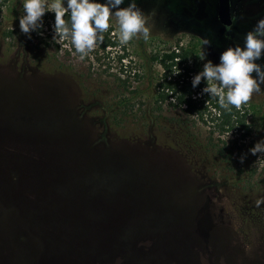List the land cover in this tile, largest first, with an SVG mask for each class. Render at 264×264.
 Here are the masks:
<instances>
[{"label": "rangeland", "instance_id": "rangeland-1", "mask_svg": "<svg viewBox=\"0 0 264 264\" xmlns=\"http://www.w3.org/2000/svg\"><path fill=\"white\" fill-rule=\"evenodd\" d=\"M2 1L3 29H18L22 0ZM135 2L149 39L124 43L126 83L72 48L0 31V202L33 232V246L41 242L40 264H264V203L255 205L264 173L227 162L208 128L182 111L157 109L162 70L149 60L180 46L201 72L218 64L224 50L243 47L264 0H232L229 29L218 0ZM109 26L118 36L111 16ZM255 62L264 69V50ZM260 88L252 114L264 103Z\"/></svg>", "mask_w": 264, "mask_h": 264}, {"label": "trees", "instance_id": "trees-1", "mask_svg": "<svg viewBox=\"0 0 264 264\" xmlns=\"http://www.w3.org/2000/svg\"><path fill=\"white\" fill-rule=\"evenodd\" d=\"M4 2L0 0V31L4 38L19 37L21 41L29 43L38 41L47 46H53L56 50L61 48H74L71 45L70 36L61 39L55 32V13L45 10L43 16L37 21L38 27L24 33L19 29H7L2 27L1 17ZM66 25L70 28L69 14L65 13ZM99 36L100 33H97ZM103 39L84 57V59L97 64L104 73L113 75V70L124 77L120 81L126 83L130 77L131 69L128 63L130 54L127 47L119 42L114 28L109 26L103 32ZM76 53V52H75ZM78 56L79 54L76 53ZM151 62L161 66L162 73L155 84L154 100L157 109L162 110L166 105L169 108L180 110L194 121L205 125L209 131V139L219 149V153L227 162L243 172L254 176L258 170L264 173V152L253 154L249 151L254 146L252 137L254 132L262 130V118H264V103L257 104V113L252 114L250 105L243 103L239 108L230 106L222 108L216 97L203 91L208 82L202 77L200 82L193 87L192 79L201 72L200 64L194 59L191 51L177 46L175 49L149 57ZM264 139V136L261 135ZM216 140L218 142H216ZM251 141V142H249ZM249 142V144H248ZM248 144V145H247ZM235 155H238L236 158ZM258 160L257 165L254 162ZM259 165V166H258ZM18 212V211H17ZM8 210L0 202V264H40L38 254L42 253V244L36 246L31 241L36 237L33 232L16 221L15 217L7 214ZM19 213V212H18ZM12 228L17 230L15 237L11 236Z\"/></svg>", "mask_w": 264, "mask_h": 264}, {"label": "clouds", "instance_id": "clouds-1", "mask_svg": "<svg viewBox=\"0 0 264 264\" xmlns=\"http://www.w3.org/2000/svg\"><path fill=\"white\" fill-rule=\"evenodd\" d=\"M123 0H67V7L62 0H22L23 14L19 16V29L27 33L38 27L37 21L43 16L46 8L55 13L54 28L61 39L70 36L71 45L84 57L103 39V32L109 27L110 16L118 26V39L121 44L127 43L139 35L149 39V27L146 26L142 10L135 0H129L127 7H118ZM111 10V11H110ZM69 14L70 28L64 19ZM97 33H100L98 36ZM264 50V17H261L252 30L244 36L243 47H229L220 55V62L213 65L211 61L203 65L202 72L191 81L195 87L205 78L209 83L203 91L216 97L222 108L230 106L239 108L246 103L254 92H261L260 84L264 83V69L255 61L261 58ZM255 72L256 76L251 74ZM253 154L264 152V139L249 149ZM264 166V161H261ZM264 197L255 200L259 207Z\"/></svg>", "mask_w": 264, "mask_h": 264}, {"label": "water", "instance_id": "water-1", "mask_svg": "<svg viewBox=\"0 0 264 264\" xmlns=\"http://www.w3.org/2000/svg\"><path fill=\"white\" fill-rule=\"evenodd\" d=\"M218 19L220 23L225 27H231L234 23L231 0H218ZM17 235V230L12 228L11 236L15 237Z\"/></svg>", "mask_w": 264, "mask_h": 264}, {"label": "flooded vegetation", "instance_id": "flooded-vegetation-1", "mask_svg": "<svg viewBox=\"0 0 264 264\" xmlns=\"http://www.w3.org/2000/svg\"><path fill=\"white\" fill-rule=\"evenodd\" d=\"M231 8H232V0H231ZM217 14H218V12H217ZM232 15H233V13H232ZM233 20H234V16H233ZM220 22V21H219ZM234 24V23H233ZM222 25V24H221ZM224 27V26H223ZM230 27H228L227 29H229Z\"/></svg>", "mask_w": 264, "mask_h": 264}]
</instances>
